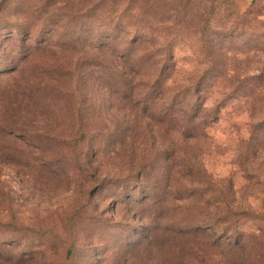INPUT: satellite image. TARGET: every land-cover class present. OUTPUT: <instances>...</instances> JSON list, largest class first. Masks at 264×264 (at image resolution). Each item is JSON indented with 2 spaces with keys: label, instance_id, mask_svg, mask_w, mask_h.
<instances>
[{
  "label": "rangeland",
  "instance_id": "1",
  "mask_svg": "<svg viewBox=\"0 0 264 264\" xmlns=\"http://www.w3.org/2000/svg\"><path fill=\"white\" fill-rule=\"evenodd\" d=\"M0 264H264V0H0Z\"/></svg>",
  "mask_w": 264,
  "mask_h": 264
}]
</instances>
